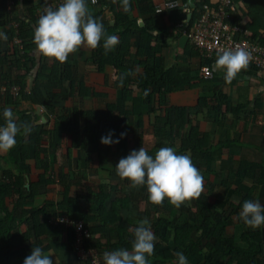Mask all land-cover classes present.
I'll return each instance as SVG.
<instances>
[{
	"label": "crops",
	"instance_id": "0c3cea01",
	"mask_svg": "<svg viewBox=\"0 0 264 264\" xmlns=\"http://www.w3.org/2000/svg\"><path fill=\"white\" fill-rule=\"evenodd\" d=\"M42 1L14 0V4L9 6L7 0H0V32L7 36V40L0 39V88L8 91L12 87L18 90L22 88L28 93L33 84L39 81L54 85L49 93L58 99H49L44 95L46 105L39 107L20 100L5 104L1 102L3 98H0V116L4 107L11 108L18 120L19 114H28L34 127L32 134L39 133L41 136H48L50 131L54 130L57 118L67 117L70 129L78 131L79 135L77 141L72 135L65 136L60 147L47 148L48 155H45L42 161L35 162L31 157L27 163L28 169L25 165H20L19 170L27 178L25 188L29 189V182L36 183L40 176L46 175L43 167L46 168L47 165L46 177L50 180L69 178L79 190L80 185H103L107 189L105 193L110 194L106 201L107 212L112 210V204L116 200L129 202L128 206H121L118 217L117 224L124 230V246L120 245L117 249L131 250L133 235L129 228L135 227L136 222L144 218L151 223L156 237L155 245L160 244L153 225L159 226L162 235L165 234L166 227L160 228V222L157 221L158 217L154 215L150 203L134 200V195L138 194L139 190L129 188L128 185L123 186L116 174L115 165L121 140L111 146L103 145L101 138L109 134L106 132L104 120H100V115L90 122L87 119L91 113H104L111 107L117 108L125 99V112L128 113L126 123L118 109L113 111L109 120V124L116 129L113 139L120 137L118 132L125 123L126 144L129 149H140L143 146L154 157L159 150L160 136L162 140L173 138L178 148L182 140L188 139L190 132H195L200 152L191 159L204 177V192L201 195L205 198V204L210 210L215 209L216 202L220 206L223 205V216L230 222L227 235L240 248H247V244L242 242V237L248 232L260 236L261 254L253 264H264V226L252 229L238 219L245 200L258 199L264 206V128L259 125L264 119V75L258 76L255 69L250 68L242 71L230 84L225 82L223 71H213L210 81L202 80L199 70L203 66L204 58L190 44L184 30L177 27L180 22H177L178 18L186 16L187 20L188 14L192 13L194 7L188 4L189 0L183 3V9L178 13L169 11L156 14V5L163 0H131L132 9L127 13L123 11L119 0H113L111 7H105L100 19L104 28L121 23L119 26L132 30H129V40L125 45L130 47V55L123 71L108 64H101L100 59L94 58L93 50L84 47L70 55L63 65L52 60L44 61L36 53L34 46L26 50L22 44V41L29 44L33 42L32 20L34 15L36 18L37 6ZM56 1H60L59 5L63 2ZM217 1L210 0L211 3ZM86 2L92 14L100 9L99 6L91 4L90 0ZM241 11L238 12V24L248 30L254 23ZM21 21L27 23L22 26L25 39L18 38L21 43L17 44L11 34L18 32ZM152 21L162 32L150 33V39L142 43L141 32L145 30L147 22ZM136 25L138 29L135 28ZM262 37L264 38V34ZM215 60L213 59L209 66H212ZM152 70L175 71L178 74L174 76L176 82L182 83L180 90L160 94L153 87L147 91L140 88V77ZM171 108L184 109L182 128L177 125L171 127L169 124L168 113ZM168 134L170 136H167ZM49 146L50 140L47 143V147ZM108 148L112 150L110 164L102 165L99 152ZM176 152L180 154L177 149ZM8 155L9 152L0 153V178L3 180L5 172H11L13 175L18 173V170L9 165ZM25 169L27 170L24 171ZM140 192L144 197L148 195L146 186ZM62 196L59 185L43 186L38 189L36 198L27 203L25 208H40L45 202L60 203ZM167 205L170 213L160 215V218L167 217L170 222L177 223L189 217V204L182 205L179 209L169 203ZM90 208L95 209L93 206ZM194 211L192 208V212ZM93 227L101 226L96 224ZM13 237L26 238L20 250L16 251V254L21 253L23 260L31 254L32 248L41 247L45 253H51L54 264H82L71 248L72 238L69 233H64L59 238L54 234L37 238L34 227L27 224L18 226ZM95 240L106 245L110 238L109 235L106 238L97 235ZM190 241L197 243L195 230L192 231ZM167 249H159V264H175L176 258L162 261L163 253ZM105 251L111 250L107 248ZM149 259L150 263L154 261L153 256Z\"/></svg>",
	"mask_w": 264,
	"mask_h": 264
},
{
	"label": "trees",
	"instance_id": "16d2710c",
	"mask_svg": "<svg viewBox=\"0 0 264 264\" xmlns=\"http://www.w3.org/2000/svg\"><path fill=\"white\" fill-rule=\"evenodd\" d=\"M18 2V0H16ZM54 0H43L39 6L46 4ZM56 1V0H55ZM100 9L98 12L94 13L95 18L101 19V16L104 12L105 7H111L113 5V0H98ZM182 3H186L187 0H180ZM194 4V9L192 12V19L195 18L196 10L201 8L204 4H211L210 0H192ZM233 3L236 7V11L232 16L231 23L238 24L239 17L238 12L241 11L250 22H253L247 28L251 33V38L257 40L259 43L264 45V0H233ZM132 5V3H131ZM212 5V4H211ZM179 10H172L171 13H178ZM31 12L34 15V10ZM156 13V12H155ZM178 18V17H177ZM179 21L186 19V16L178 18ZM32 20V19H31ZM38 18L32 20L34 23V28L37 24ZM26 22L21 21V27L19 26L18 32H12L11 37H18L19 39H25V33L23 31V25H26ZM118 23L114 27L105 28V31L109 35H116L120 38L121 42L119 45L115 46L114 51L105 55L103 48V40L100 43V46L93 50L94 58L100 59V63L103 65H110L117 70H125L126 61L130 55V47L125 46L127 40H129L130 31L129 27L125 28L124 26H119ZM154 24V25H153ZM135 28L138 29L136 25ZM261 28V29H259ZM162 32L159 30L157 24L154 21L147 22L145 30L141 32V39L143 41L150 39L149 34L153 32ZM24 44V49H32L35 47L32 42L29 44L27 41H22ZM190 44H192L190 42ZM193 46V45H192ZM32 47V48H31ZM129 48V49H128ZM195 49V47L193 46ZM42 57V56H41ZM44 61L47 59L43 58ZM20 61V58L18 59ZM203 65H209L213 60L203 59ZM178 75L175 71L163 72L160 70L147 71L139 79L138 85L143 90L147 91L150 88H156V92L160 94H170L175 92L176 89L180 90L181 82H176V76ZM54 85L49 83H42L36 81L30 91L27 93L24 89L18 91L17 96H10L9 94H4L0 98H3L1 102L5 104H11L16 101L28 102L31 105L43 107L46 105L45 96L49 99L54 97L50 95L49 91ZM13 97V98H12ZM58 99L57 97H54ZM118 104V107H111L104 113H91L88 115V121L96 120L99 115L100 120L106 124L107 133H115L116 129L113 125L109 124L110 118L113 116V111H119L124 122L128 113L125 112V102ZM185 111L180 108H171L168 113V120L171 127L177 125L182 128L184 126ZM0 124H4L3 116H0ZM18 123L20 124H29L32 128V122L28 118V114H19ZM125 123L121 128V131L118 132L119 136L121 133H126L127 129ZM160 133V132H159ZM72 135L77 141L79 135L78 131L70 129V123L67 117H61L56 119V124L53 131H50L48 136H41V134H31L24 136L18 134L16 137V145L11 149L8 155L9 165L18 170L17 174H12L11 172H5L4 180L0 178V264H21L24 262L21 253L16 254V251L20 250L23 242L26 238L13 237V233L16 232L18 226L31 224L35 229V235L37 238L41 236L56 235L58 238L64 233H69L73 239L72 233L70 231L65 232L63 228H54L50 225V218L54 217H67L73 221H83L85 226L90 230L92 239L86 243V247L89 249H95L100 254L103 260V253L105 249H110L111 251L116 250L120 245L124 246L123 234L124 230L117 224L118 217L121 213V206L126 204L128 206L129 202L126 200L124 203L122 200H116L112 204V210L107 212L106 201L110 198V194H106V187L103 185L84 187L80 185V191L78 186H73L69 178H60L59 181L50 180L47 178L48 174V165L43 167V170L46 171V175H42L37 179L36 183L29 182V189L25 188L26 177L20 171V165H27L29 159L33 157V161H42L45 155H48L49 150L47 148L56 149L60 147L63 143L65 136ZM167 136H170L168 134ZM196 133L190 132L189 137L185 141H181L178 148L175 146V141L172 139L162 140L160 136V141L158 144V149L161 147H173L180 154L190 153L191 157L195 156L200 152L198 148V142L195 140ZM169 138V137H168ZM48 140H50V146L47 147ZM121 140L120 151L118 155V164L121 158L127 157L133 150L139 149H129L126 144V136ZM77 145V142L75 143ZM164 145V146H162ZM111 149L101 150L99 152L100 164L108 165L109 157L111 155ZM151 155V153H149ZM115 165V167H116ZM27 168V169H28ZM25 169L24 171H26ZM23 171V172H24ZM120 179V178H119ZM4 181V182H3ZM7 181V182H6ZM123 186L129 184L128 181H122ZM57 182V183H56ZM52 184L59 185L62 190L63 200L60 203L54 202H45L40 208H30L26 209L25 206L27 203L32 202L36 196L38 189L43 186H50ZM142 188V189H141ZM139 188L138 194L134 195V200L143 201L150 203L148 201V195L144 197V194L140 192L143 190V187ZM74 191V194H72ZM100 193H99V192ZM84 192V193H83ZM168 201L165 200L163 206H155L151 204L153 213L158 217L157 221L160 223L161 227H166L165 234L159 232V226L153 225L157 238L160 240V244L155 245V254L153 256V262L150 264H159L158 251L161 248H168L164 251L162 261H170L175 259V253L177 251L182 252L189 260L190 264H253L258 255L261 254V242L260 236L258 234L247 233L242 237V242L247 244L246 249H242L237 246L233 239L227 235V229L230 226L229 219L225 218L222 212V206L217 204L215 209L210 210L208 205L205 203V198L201 195L198 199H195L191 202L190 208L188 211V216L184 221L170 222L167 217L160 218V215H168L170 213V208L167 205ZM121 204V205H120ZM93 206L95 209H91ZM192 208L195 209L192 212ZM218 209V210H217ZM153 215V216H154ZM198 219V220H197ZM99 224L101 227L95 228L93 225ZM197 232V243H192L190 241L192 231ZM100 235L102 238H106L109 235L110 241L108 244L103 245L95 240V236ZM171 239V240H169ZM114 242H112V241ZM71 248L72 241H71Z\"/></svg>",
	"mask_w": 264,
	"mask_h": 264
},
{
	"label": "clouds",
	"instance_id": "9594fccd",
	"mask_svg": "<svg viewBox=\"0 0 264 264\" xmlns=\"http://www.w3.org/2000/svg\"><path fill=\"white\" fill-rule=\"evenodd\" d=\"M90 1L93 5H99L97 0ZM50 2H55L56 7H46L34 28L36 53L63 65L80 48L95 50L102 40L105 55L114 51L119 43L118 36L106 33L103 23L93 16L86 0H63L60 5V1ZM119 2L124 12L131 11V0ZM0 39L7 40L6 34L0 32ZM250 61L251 54L243 47L222 49L211 71H223L225 82L230 84L242 71L247 70ZM2 116L4 124L0 125V153H6L15 147L18 134L28 136L32 128L27 123H18V118L9 107H4ZM113 136L112 132L103 136L101 143L105 146L118 144L126 133H121L117 139H113ZM115 170L122 181L129 182V188L146 186L148 201L155 206H163L167 200L179 209L182 205H190L204 192V177L193 164L190 154H177L173 147H161L153 157L142 146L138 151L133 150L127 157L121 158ZM238 219L245 226L258 229L264 226V206L258 199L245 200ZM129 232L133 235L131 250L119 248L105 251L103 264H150L149 258L155 254L156 242L150 221L147 218L139 220L135 227L129 228ZM175 256V264H188V258L182 252L177 251ZM52 257L51 253H45L41 247H35L25 258L24 264H54Z\"/></svg>",
	"mask_w": 264,
	"mask_h": 264
},
{
	"label": "built area",
	"instance_id": "2783aa9c",
	"mask_svg": "<svg viewBox=\"0 0 264 264\" xmlns=\"http://www.w3.org/2000/svg\"><path fill=\"white\" fill-rule=\"evenodd\" d=\"M14 0H7L9 6ZM98 2V0H97ZM212 4V5H211ZM204 4L196 10L194 19L183 20L177 23V27L184 30L192 45L199 51L205 59H217V54L222 49H235L237 46L243 47L251 54V61L247 69H255L258 76L264 75V45L251 38V33L239 24L231 23L236 7L233 0H218L216 3ZM55 2L42 5L36 12L37 18L48 6L56 7ZM184 4L180 0H163L156 5V14H164L172 10H182ZM194 9V8H193ZM193 12V10H192ZM15 43L20 44V40L15 37ZM212 63V62H211ZM209 69L205 71L204 69ZM199 76L204 81H210L213 77L211 66L203 65L199 70ZM18 89L0 88V97L9 92L17 96ZM260 126L264 128V119L260 121ZM264 132V130H263ZM54 228H63L65 232L72 233V246L74 253L82 264H103V260L95 249L86 247V243L92 239L90 230L83 221H73L67 217H54L49 220Z\"/></svg>",
	"mask_w": 264,
	"mask_h": 264
},
{
	"label": "water",
	"instance_id": "95a60500",
	"mask_svg": "<svg viewBox=\"0 0 264 264\" xmlns=\"http://www.w3.org/2000/svg\"><path fill=\"white\" fill-rule=\"evenodd\" d=\"M192 8L194 7V4L192 3V0H189L188 3ZM192 19V13L188 14L187 20L190 21ZM46 112V110H44Z\"/></svg>",
	"mask_w": 264,
	"mask_h": 264
},
{
	"label": "rangeland",
	"instance_id": "374dc122",
	"mask_svg": "<svg viewBox=\"0 0 264 264\" xmlns=\"http://www.w3.org/2000/svg\"><path fill=\"white\" fill-rule=\"evenodd\" d=\"M52 227V226H51Z\"/></svg>",
	"mask_w": 264,
	"mask_h": 264
}]
</instances>
